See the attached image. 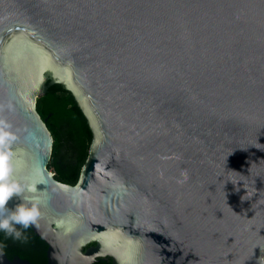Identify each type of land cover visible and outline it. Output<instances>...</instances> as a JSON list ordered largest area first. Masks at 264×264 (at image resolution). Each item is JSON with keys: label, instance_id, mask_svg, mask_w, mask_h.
Here are the masks:
<instances>
[{"label": "water", "instance_id": "water-1", "mask_svg": "<svg viewBox=\"0 0 264 264\" xmlns=\"http://www.w3.org/2000/svg\"><path fill=\"white\" fill-rule=\"evenodd\" d=\"M52 84L91 134L73 186ZM0 119L44 264H264V0H0Z\"/></svg>", "mask_w": 264, "mask_h": 264}, {"label": "trees", "instance_id": "trees-1", "mask_svg": "<svg viewBox=\"0 0 264 264\" xmlns=\"http://www.w3.org/2000/svg\"><path fill=\"white\" fill-rule=\"evenodd\" d=\"M35 111L45 125L52 139L50 157L46 169L52 171L53 178L63 184L73 186L83 165L91 134L85 119L72 96L58 84L49 85L35 100ZM23 231L27 240H14L0 232L1 252L7 259L20 258L31 264H44L46 245L27 230ZM91 264H104L94 261Z\"/></svg>", "mask_w": 264, "mask_h": 264}, {"label": "clouds", "instance_id": "clouds-1", "mask_svg": "<svg viewBox=\"0 0 264 264\" xmlns=\"http://www.w3.org/2000/svg\"><path fill=\"white\" fill-rule=\"evenodd\" d=\"M10 129L11 125L0 119V232L14 240L26 241L27 237L16 226L19 225L21 229L27 230L30 226L36 225L41 212L38 203L34 201L21 202L14 210L7 208L13 196L19 197L26 190L36 191L35 186L29 189L12 178L16 158L12 145L17 140V136ZM2 248L3 245H0V249Z\"/></svg>", "mask_w": 264, "mask_h": 264}, {"label": "flooded vegetation", "instance_id": "flooded-vegetation-1", "mask_svg": "<svg viewBox=\"0 0 264 264\" xmlns=\"http://www.w3.org/2000/svg\"><path fill=\"white\" fill-rule=\"evenodd\" d=\"M44 243V242H43ZM45 244V243H44ZM46 245V244H45ZM46 250V249H45ZM45 250H44V252H45Z\"/></svg>", "mask_w": 264, "mask_h": 264}, {"label": "rangeland", "instance_id": "rangeland-1", "mask_svg": "<svg viewBox=\"0 0 264 264\" xmlns=\"http://www.w3.org/2000/svg\"><path fill=\"white\" fill-rule=\"evenodd\" d=\"M49 171V170H48ZM50 173H52V171H49Z\"/></svg>", "mask_w": 264, "mask_h": 264}]
</instances>
